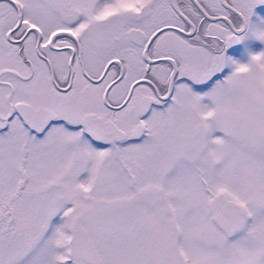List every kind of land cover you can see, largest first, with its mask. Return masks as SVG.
I'll use <instances>...</instances> for the list:
<instances>
[{
  "label": "snow or ice",
  "instance_id": "1",
  "mask_svg": "<svg viewBox=\"0 0 264 264\" xmlns=\"http://www.w3.org/2000/svg\"><path fill=\"white\" fill-rule=\"evenodd\" d=\"M0 264H264V0H0Z\"/></svg>",
  "mask_w": 264,
  "mask_h": 264
}]
</instances>
